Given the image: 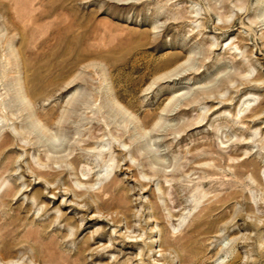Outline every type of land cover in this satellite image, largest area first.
<instances>
[{
  "label": "rangeland",
  "instance_id": "374dc122",
  "mask_svg": "<svg viewBox=\"0 0 264 264\" xmlns=\"http://www.w3.org/2000/svg\"><path fill=\"white\" fill-rule=\"evenodd\" d=\"M0 264H264V0H0Z\"/></svg>",
  "mask_w": 264,
  "mask_h": 264
}]
</instances>
